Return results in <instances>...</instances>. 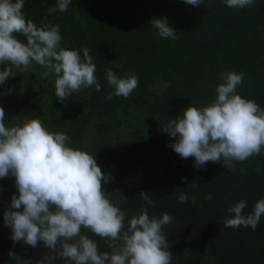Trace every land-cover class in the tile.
<instances>
[{
	"label": "trees",
	"instance_id": "16d2710c",
	"mask_svg": "<svg viewBox=\"0 0 264 264\" xmlns=\"http://www.w3.org/2000/svg\"><path fill=\"white\" fill-rule=\"evenodd\" d=\"M55 3L25 0L22 12L38 27L47 22L59 25L61 44H65L61 47L78 50L81 58L83 48L90 50L102 90H90L89 112L110 114L118 108L133 107V113L140 111L138 129L151 122L156 134L151 141L139 143L151 151L154 171L146 176L145 184L124 197L108 195L111 202L125 210L130 219L146 206L139 196L145 191L155 202L154 207L148 206L150 216L167 212L174 217L163 229L172 252L171 264H264V215L255 230L223 228L218 222L240 200L248 202L243 210L247 216L255 203L264 199V149L243 162L234 161L233 168L213 162L198 168L194 157L182 159L168 147L175 138L162 131L190 103L198 107L211 103L217 85L223 83L221 73L227 71L242 72L238 94L264 108V0H254L243 9L228 7L225 0H202L199 6L184 0H72L68 11L47 15ZM154 17H167L178 39L159 37L149 23ZM5 67L7 64L0 65V70ZM106 69L118 77L133 72L137 75L138 86L128 98L105 99L113 91L105 78ZM156 79L167 82L162 93L150 88ZM8 89L0 85V93ZM39 98L35 92L27 97L13 91L0 94L6 124L39 119L50 131L67 133L71 146L94 155L98 163L104 155L102 148L88 149L82 140L88 117L69 125L54 121L48 115L51 108ZM124 147L126 153L144 149L133 144ZM194 180L197 187L192 186ZM180 193H187V203L178 201ZM209 193L212 199L206 200ZM13 194L18 195V190L11 176L0 179V264H22L23 259L35 264L50 250L42 243L37 247L23 242L13 245L11 229L3 220ZM81 233L97 241L100 251H110L102 238L88 229L82 228ZM10 251L21 258L16 261L9 256ZM205 255L208 262L201 261ZM55 264L65 262L57 258Z\"/></svg>",
	"mask_w": 264,
	"mask_h": 264
},
{
	"label": "clouds",
	"instance_id": "9594fccd",
	"mask_svg": "<svg viewBox=\"0 0 264 264\" xmlns=\"http://www.w3.org/2000/svg\"><path fill=\"white\" fill-rule=\"evenodd\" d=\"M184 2L199 6L202 0ZM225 2L237 9L254 4V0ZM71 3L56 0L47 15L66 12ZM24 4L25 0H0V65L7 64L0 70V85L16 75L14 69L29 72L35 63L45 69V77L55 76V96L61 103L81 90H89V94L93 88L101 91L90 50L83 48L81 58L78 50L61 47L60 26L47 22L38 27L26 20ZM149 23L159 37L178 39L167 17H154ZM105 72L107 84L113 89L106 100L113 96L128 98L138 86L134 72L124 77H118L112 69ZM243 76L235 71L221 73L223 83L217 85L211 103L202 107L190 103L170 119L162 129L175 138L168 147L182 159L194 157L198 168L208 162L229 166L233 161L259 155L264 149V108L238 94ZM11 91L9 88L0 94ZM71 143L67 133L50 131L36 118L6 124V113L0 106V179L15 177L18 190L3 213L13 245L23 242L37 247L42 243L49 249L35 264H55L57 258L65 264H171L172 252L163 229L173 223L174 217L167 212L150 216L148 206L154 207L155 202L149 192L141 191L139 196L146 206L129 219L102 189V182H110L111 174L102 171L94 155ZM192 182L193 187L198 186L195 180ZM205 199L211 200V193ZM188 200L187 193L179 194L180 203ZM192 203H196V197H192ZM247 203L240 200L229 207L218 222L223 228L255 230L264 215V199L245 216ZM82 228L102 238L110 251H100L99 243L82 234ZM9 256L16 254L10 251ZM22 264L32 261L23 259Z\"/></svg>",
	"mask_w": 264,
	"mask_h": 264
},
{
	"label": "rangeland",
	"instance_id": "374dc122",
	"mask_svg": "<svg viewBox=\"0 0 264 264\" xmlns=\"http://www.w3.org/2000/svg\"><path fill=\"white\" fill-rule=\"evenodd\" d=\"M44 71V68L35 63L29 72L14 69L16 75L9 77L4 85L14 89L12 90L14 94L21 97H27L35 92L40 97L39 99L51 108L48 115L54 121L69 125L88 117L89 124L82 140L88 149L102 148L101 152L104 155L98 165L103 172L110 173L112 176L110 182H102V189L107 196L115 193L118 197H124L128 191L145 184L146 176L154 171L151 151L147 149V145H145L146 148L144 147L145 142L156 137L152 123L148 122L142 130L138 129L139 118L137 115L140 111L133 113V107L118 108L110 114L89 112V90L75 92L68 97L66 103H61L55 96V76L45 77ZM166 85L167 82L156 79L150 88L157 93H162ZM33 98L37 100V98ZM140 141L144 143L141 146L139 145ZM132 144L144 149L131 150L126 153L124 146ZM227 167L233 168L234 161ZM11 179L15 183V177L11 176ZM201 261L208 262L206 255L202 257Z\"/></svg>",
	"mask_w": 264,
	"mask_h": 264
}]
</instances>
